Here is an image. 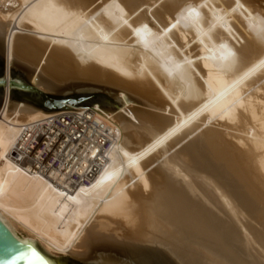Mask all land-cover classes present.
<instances>
[{
	"label": "bare ground",
	"instance_id": "6f19581e",
	"mask_svg": "<svg viewBox=\"0 0 264 264\" xmlns=\"http://www.w3.org/2000/svg\"><path fill=\"white\" fill-rule=\"evenodd\" d=\"M1 46L0 213L23 239L106 264H264V0H0ZM16 60L33 88L88 80L130 107L14 101ZM62 117L54 156L79 166L47 177L17 162Z\"/></svg>",
	"mask_w": 264,
	"mask_h": 264
},
{
	"label": "rangeland",
	"instance_id": "374dc122",
	"mask_svg": "<svg viewBox=\"0 0 264 264\" xmlns=\"http://www.w3.org/2000/svg\"><path fill=\"white\" fill-rule=\"evenodd\" d=\"M148 16L152 20V17H150L151 14ZM30 35L31 38L40 42L45 43L46 41V39L40 37L38 34ZM46 43H48V41H46ZM2 57H5V52L4 48L1 46L0 69L3 66ZM14 63L15 65L12 67V77L23 82H30V77L27 75L28 66L19 60H16ZM56 89V91H49V89L48 91H43L46 93V97H43L38 93H31L24 96L20 92L15 91L12 95V99L14 101H23L32 104L44 111L50 112H61L77 108H92L95 106L119 112L130 107L129 104H125L124 99L121 97V90L108 84L96 83L88 80H72L59 84ZM213 128L219 130L222 129V131L225 130L224 126L220 128V126L218 127V124ZM54 257H67L79 264H106L103 260L98 258L81 259L72 255Z\"/></svg>",
	"mask_w": 264,
	"mask_h": 264
},
{
	"label": "built area",
	"instance_id": "2783aa9c",
	"mask_svg": "<svg viewBox=\"0 0 264 264\" xmlns=\"http://www.w3.org/2000/svg\"><path fill=\"white\" fill-rule=\"evenodd\" d=\"M55 121H57L56 129L58 130L56 133L51 132L49 134L48 125L40 124L39 126L35 128L44 127L46 131L39 132L35 135V137H32L26 148L22 149L19 146L15 151L17 162H21V161L33 162L35 164V167L39 169L44 176H47V177H51L52 176L51 172L55 170L61 169V171L67 172L66 167H68V165L72 166V168L74 169L78 167L80 163L79 159H70L69 160L70 163L69 161H65V163H63V166H62L61 161L57 160V158L54 156V152L57 149H60L61 142L66 141V134L65 132H63L65 130V125L63 124V122L67 121L68 123H70L73 121V118L71 117L70 119L69 117H62L61 120L56 119ZM85 130H87V128L80 129V131H77L76 135L78 136L83 135V133H85ZM96 131L100 132L98 130ZM103 132L105 133L104 129H103ZM104 133H101V135L97 134L95 136V139L91 140L92 142L91 144H93L94 146H97L95 147V150L97 153L91 159L94 162L92 163L93 165H92L91 170H89L87 174H85L86 178L83 181L84 183L90 182V180L93 179L101 169L102 164L98 165L99 163H101V156L98 158V154L100 153V150H106L110 146V143L108 142L106 138L107 136ZM29 135H31V132H29ZM49 136H52V139L59 138L60 136H63L65 138H62L61 140L53 144L52 141H50ZM73 179L77 180L79 178L77 175H75L73 176Z\"/></svg>",
	"mask_w": 264,
	"mask_h": 264
},
{
	"label": "water",
	"instance_id": "95a60500",
	"mask_svg": "<svg viewBox=\"0 0 264 264\" xmlns=\"http://www.w3.org/2000/svg\"><path fill=\"white\" fill-rule=\"evenodd\" d=\"M2 68L0 69V110L4 102L6 92V57H2ZM16 79L13 78L12 92H20L27 96L31 93H38L46 97V93L30 85V82H25L27 89L16 88ZM62 103V102H60ZM0 264H79L78 262L67 257H54L44 247L41 246L38 240L23 239L2 217L0 213Z\"/></svg>",
	"mask_w": 264,
	"mask_h": 264
}]
</instances>
